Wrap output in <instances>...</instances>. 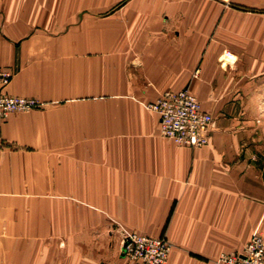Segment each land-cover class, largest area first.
<instances>
[{"label":"crops","instance_id":"0c3cea01","mask_svg":"<svg viewBox=\"0 0 264 264\" xmlns=\"http://www.w3.org/2000/svg\"><path fill=\"white\" fill-rule=\"evenodd\" d=\"M0 70L41 102L0 121V201L42 205L16 234L70 237L39 264H140L121 231L166 237V264L264 236V0H0ZM185 88L214 117L201 148L146 108Z\"/></svg>","mask_w":264,"mask_h":264},{"label":"built area","instance_id":"2783aa9c","mask_svg":"<svg viewBox=\"0 0 264 264\" xmlns=\"http://www.w3.org/2000/svg\"><path fill=\"white\" fill-rule=\"evenodd\" d=\"M217 1L225 5L231 3V0ZM11 79L9 71L0 70V121L13 113L29 112L41 106L37 99L4 93ZM146 108L158 115L163 137L177 145L191 148H201L208 144L214 117L203 108L189 88L166 91ZM171 249L165 237L154 238L121 231L122 255L140 264H166ZM218 259L221 264H264V236L255 234L242 250L222 253Z\"/></svg>","mask_w":264,"mask_h":264},{"label":"rangeland","instance_id":"374dc122","mask_svg":"<svg viewBox=\"0 0 264 264\" xmlns=\"http://www.w3.org/2000/svg\"><path fill=\"white\" fill-rule=\"evenodd\" d=\"M231 3L229 5H231ZM9 199L14 201H0V264H19L23 260V250L25 246L27 247V245L31 246L30 254L32 255V264H39V261L42 259V255L44 254L41 252V244L68 243L67 241L70 240V237L34 234L25 236L16 234L23 231L24 223L26 222L24 216L27 214L32 215V232L41 231V224L43 225L45 220H37L34 218L36 216H40L41 212L39 210L42 205L34 203L24 204L23 202H19L22 198L18 197H10Z\"/></svg>","mask_w":264,"mask_h":264}]
</instances>
